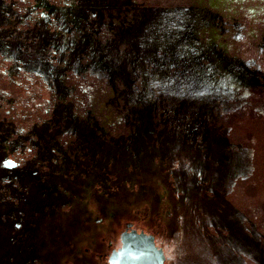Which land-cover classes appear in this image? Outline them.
<instances>
[{
	"label": "rangeland",
	"instance_id": "1",
	"mask_svg": "<svg viewBox=\"0 0 264 264\" xmlns=\"http://www.w3.org/2000/svg\"><path fill=\"white\" fill-rule=\"evenodd\" d=\"M128 221L264 264V0H0V264Z\"/></svg>",
	"mask_w": 264,
	"mask_h": 264
},
{
	"label": "flooded vegetation",
	"instance_id": "2",
	"mask_svg": "<svg viewBox=\"0 0 264 264\" xmlns=\"http://www.w3.org/2000/svg\"><path fill=\"white\" fill-rule=\"evenodd\" d=\"M129 225L131 228H128ZM126 231L134 233L125 239L124 250L115 258L117 264H175L174 244L168 231L148 229L135 221L126 222L124 229L112 237L104 229L99 231L96 237L100 244L94 247L87 243V247L79 250L83 257L79 260L69 257L66 264H113V254L122 249V236Z\"/></svg>",
	"mask_w": 264,
	"mask_h": 264
},
{
	"label": "water",
	"instance_id": "3",
	"mask_svg": "<svg viewBox=\"0 0 264 264\" xmlns=\"http://www.w3.org/2000/svg\"><path fill=\"white\" fill-rule=\"evenodd\" d=\"M128 228H131V225H129ZM133 231H134V230H133ZM132 233H134V232H130V233H128V232L126 231V233L123 234V236H122V244H123V247H122V249H121L119 252H114L113 257H112V261H111L113 264H117L116 261H115V258H116L117 256H119V255L121 254V252L124 250V247H125V239L127 238L128 235H130V234H132ZM152 241H153V240H152Z\"/></svg>",
	"mask_w": 264,
	"mask_h": 264
}]
</instances>
